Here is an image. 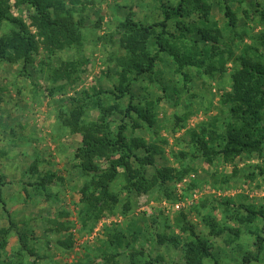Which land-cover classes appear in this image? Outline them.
<instances>
[{
  "label": "rangeland",
  "instance_id": "obj_1",
  "mask_svg": "<svg viewBox=\"0 0 264 264\" xmlns=\"http://www.w3.org/2000/svg\"><path fill=\"white\" fill-rule=\"evenodd\" d=\"M157 1L81 0L76 6V17L82 21L78 45L51 54L39 45L26 67L22 61L0 60V180L5 201V209L0 204V229L7 228L10 220L15 225L0 247V264H184L186 245L194 240L183 230L185 221L211 243L217 264H241L243 254L254 250L263 220L241 221L247 213L236 206L264 210V142L257 151L219 155L211 163L192 154H198L196 134L202 127L211 130L214 122L217 130L224 131V122L231 119L224 95L231 90L237 56L247 53L264 63L260 46L264 0H229L234 27L224 16L223 0H209L211 21L220 29L219 42L226 54L232 52L224 72L205 73L207 58L201 66L183 68L185 82L176 71L178 63L160 54L152 75L155 81L148 76L132 81V101L153 110L154 125L148 128L131 112L125 119L126 141L136 137L142 146H155L153 163L175 168L174 177L163 187L136 190L127 187L120 168L110 184L117 201H110L98 220L84 223L83 210L91 204L88 194L93 186L75 153L85 136L71 132L65 119L82 106V121H95L103 106L111 109L104 117L105 130L117 131L130 99L129 95L118 99L115 89L127 86L118 65L129 55L120 41L121 23L127 14L148 23L160 20ZM8 2L11 12L28 24L27 7ZM186 22L190 28L198 27L195 16ZM13 29L11 23L0 22V36ZM181 31L184 42L191 45L190 34ZM65 62L78 64L77 72L69 79L57 78L55 71ZM96 92L100 94L86 98ZM262 114L264 125V109ZM126 153L118 145L113 155L121 159ZM95 161L99 167L107 166L104 158ZM137 168L146 179L154 169L148 165L145 175L143 168ZM208 215L221 230L217 236L209 234L203 220ZM19 232L26 235L34 255L21 251ZM66 239L72 242L69 248L59 243ZM201 263L216 264L210 257ZM251 264H264V243L259 260Z\"/></svg>",
  "mask_w": 264,
  "mask_h": 264
},
{
  "label": "trees",
  "instance_id": "obj_2",
  "mask_svg": "<svg viewBox=\"0 0 264 264\" xmlns=\"http://www.w3.org/2000/svg\"><path fill=\"white\" fill-rule=\"evenodd\" d=\"M157 2L155 13L161 17L160 20L148 23L139 19L134 20L131 15L127 14L121 23L120 41L129 55L122 58L118 65L120 78L127 83V86L124 89L118 87L115 89L118 91V99L125 95H129L130 99L123 111L117 131L114 133L105 130L104 117L111 109L103 106H99L102 114L95 121L86 123L82 121L84 114L82 106L75 107L70 117L65 119L71 132L82 133L85 136L75 153L82 171L91 175L93 186L88 194L91 204L87 203L89 206L83 210L84 223L86 219L98 220L100 214L109 208V202L117 201L116 196L110 192V184L120 168L124 171L127 187L136 190L163 187L174 177L175 168L153 163V153L158 152L155 146L152 145V148L142 146L141 140L136 137H130V142L126 141L127 121L125 119L131 112L135 113L148 128L154 125L153 110L132 101L130 90L132 81H137L142 76H148L150 82L155 81L152 75L156 71L160 54H166L178 63L176 71L182 74L185 82H188V77L183 72L185 66H201L208 58V69L205 73L213 74L214 71L224 72L225 62L232 58V52L226 54V50L219 42L220 29L216 23L211 21L212 5L209 0H158ZM80 3L81 0H15L16 7L23 5L27 7L29 19L27 24L23 18L11 12L8 0H0V22L6 21L15 27L6 36H0V60L8 63L22 61L23 66L26 67L31 63L32 56L38 51L39 45L50 54L56 50L78 45L82 37L80 31L82 21L76 17V6ZM223 3L224 16L228 20V25L234 27L236 17L229 0H223ZM192 16L198 20L196 28H190L186 22ZM169 22L174 23L176 30L169 29ZM30 27L35 31H32ZM178 30L180 32H177ZM181 30L190 34L187 37H191V45L184 42L187 39ZM260 39V46L264 49V33L260 34ZM262 54L264 56V53ZM77 66L78 64L74 62H65L55 71L56 77L69 79L71 73L77 72ZM231 77V90L224 95V102L229 105L231 119L224 122V131L217 130L214 122L211 124V130H208L209 127H202L200 134H196L198 154H192V158L202 157L211 163L219 155L227 158L234 152L257 151L264 142V125L262 124L264 63L260 59L249 57L247 53L238 55ZM161 89L167 90L166 86ZM99 94L100 92H96L87 95L86 98ZM208 136L210 139L207 138ZM118 145H122L127 151L121 159L113 155ZM180 154L183 155V152ZM96 158H104L107 166L99 167L96 164ZM148 165H152L154 169L149 179H146L140 176V169L137 166L143 168V174L146 175ZM262 173L264 174V171ZM3 185V181L0 180V204L5 209ZM40 185L43 184L40 183ZM236 207L244 209L247 213L246 217L240 218L241 221L250 222L255 217L263 220L260 228L261 234H257L254 242V250L244 253L241 259V264H251L259 260L264 243V210H253L243 205ZM203 220L209 226L210 236H217L221 233V230H216L214 218L208 215ZM14 226L10 220L7 228L0 229V247L5 246L6 236ZM183 230L188 231L194 238L186 245L184 264H202L203 257H210L217 264L211 243L201 238L188 221L184 222ZM18 238L21 251L34 255L35 251L28 245L26 235L19 232ZM59 243L68 248L72 245L69 239L59 241ZM115 255H118V252Z\"/></svg>",
  "mask_w": 264,
  "mask_h": 264
}]
</instances>
